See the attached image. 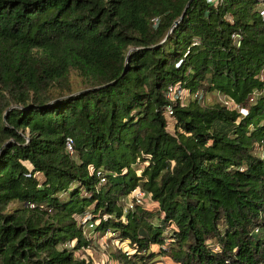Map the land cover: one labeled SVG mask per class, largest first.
I'll list each match as a JSON object with an SVG mask.
<instances>
[{
	"label": "trees",
	"instance_id": "trees-1",
	"mask_svg": "<svg viewBox=\"0 0 264 264\" xmlns=\"http://www.w3.org/2000/svg\"><path fill=\"white\" fill-rule=\"evenodd\" d=\"M188 1L0 0V264H264V0Z\"/></svg>",
	"mask_w": 264,
	"mask_h": 264
},
{
	"label": "built area",
	"instance_id": "built-area-1",
	"mask_svg": "<svg viewBox=\"0 0 264 264\" xmlns=\"http://www.w3.org/2000/svg\"><path fill=\"white\" fill-rule=\"evenodd\" d=\"M262 17H263V21H264V10L262 11ZM155 23H156V20H154V24ZM260 79L264 82L263 74L260 76ZM262 92L264 93V84H263ZM183 93L184 92L180 88L179 85L170 86L168 88V91H167V97L172 101V100H175L177 97L182 96ZM198 97H201V96L199 95ZM219 102L225 104L230 109L238 110V107L235 104H233L231 101L227 100L224 96H223V99H219ZM229 103H231V104H229ZM165 117L168 120L167 129H168V127L173 128L174 127V120H173V113H172L171 106H168L166 108ZM65 148H66V152L69 155H72V153H73V141L69 137H67L65 140ZM96 175L98 177H100L101 183H103L105 181L100 172H97ZM124 203H125V212L132 210L133 207L136 205L140 206L142 208H145V209H151V207H153V205H154L152 200H151V195L146 193L145 191H143L140 187L136 188L131 193L129 198L124 199ZM30 207H32V206H30ZM90 219H91V216H90L89 212H86L81 218V223L83 225V235L87 240L95 241L96 235L94 234V229H95L96 223L91 222ZM102 239H104V237H102ZM79 252L77 253V257L81 256L79 254ZM126 255H128V253H126Z\"/></svg>",
	"mask_w": 264,
	"mask_h": 264
},
{
	"label": "rangeland",
	"instance_id": "rangeland-1",
	"mask_svg": "<svg viewBox=\"0 0 264 264\" xmlns=\"http://www.w3.org/2000/svg\"><path fill=\"white\" fill-rule=\"evenodd\" d=\"M263 77H264V73H263ZM79 82L80 80L78 78H74V77L72 78L73 89H77L79 87ZM219 99H223V95L217 94L215 97L206 96L203 103H211L216 100L219 101ZM167 130L168 132L173 133L172 127H168ZM153 207L155 206L153 205ZM153 207H151V209H146V210L156 209ZM124 211H125V207H124ZM153 222L156 224V220H154ZM94 234L96 235V240L93 241L92 246L90 245V247L84 248V250H81L79 252L80 255H85L87 258H90L93 264H117V262L108 255L115 253L116 251H118L117 249H122L124 252L128 253V255L131 253V249L129 247L127 248L125 244H121L116 240H112L111 238L112 236H110L109 232H107L102 236L104 237V239H102V237H99V235H97L96 233ZM152 249L157 250L156 247H152ZM158 264H172V263L168 260L163 259V261Z\"/></svg>",
	"mask_w": 264,
	"mask_h": 264
},
{
	"label": "water",
	"instance_id": "water-1",
	"mask_svg": "<svg viewBox=\"0 0 264 264\" xmlns=\"http://www.w3.org/2000/svg\"><path fill=\"white\" fill-rule=\"evenodd\" d=\"M190 2H191V0L188 1V3L186 4L185 9H184L182 15H181L180 18L174 23L173 26H176V25L178 24V22H179L180 20H182L183 16L185 15L186 9H187V8L189 7V5H190ZM169 33H170V31H169ZM126 62H127V60H126ZM93 90H94V89H93ZM11 109H12V108H9V109H7V111H9V110H11Z\"/></svg>",
	"mask_w": 264,
	"mask_h": 264
}]
</instances>
